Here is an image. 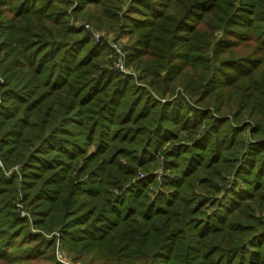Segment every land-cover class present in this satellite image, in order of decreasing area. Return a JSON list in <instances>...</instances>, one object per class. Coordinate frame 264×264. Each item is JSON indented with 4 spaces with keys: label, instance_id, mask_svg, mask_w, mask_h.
Listing matches in <instances>:
<instances>
[{
    "label": "trees",
    "instance_id": "16d2710c",
    "mask_svg": "<svg viewBox=\"0 0 264 264\" xmlns=\"http://www.w3.org/2000/svg\"><path fill=\"white\" fill-rule=\"evenodd\" d=\"M0 162L3 264H58L19 194L88 264H264V0H0Z\"/></svg>",
    "mask_w": 264,
    "mask_h": 264
},
{
    "label": "rangeland",
    "instance_id": "374dc122",
    "mask_svg": "<svg viewBox=\"0 0 264 264\" xmlns=\"http://www.w3.org/2000/svg\"><path fill=\"white\" fill-rule=\"evenodd\" d=\"M64 1H68V0H64ZM74 6L77 5V3L74 1ZM124 9L127 8V4L122 6ZM90 24L88 21H80L74 18L73 14L72 17L70 19V26L74 27L75 29H83L85 31H89V29L86 28V25ZM91 29L97 30L101 35H105L111 39H115L117 41H120L119 43H121L120 45L122 46V48L124 49L125 46H127L129 43V35L128 32H125L124 35H119L118 33L114 32V31H109V30H105V29H100L97 28L95 26H93L92 24H90ZM88 32V33H89ZM91 33V32H90ZM93 41V40H92ZM95 42V41H94ZM100 61L103 63V65L105 67H107L108 69H113V70H117L115 68V55L113 54L112 50L109 49V54L103 56L102 58H100ZM126 77H130L133 80V83L135 86L137 87H141V86H145L149 91H151V89L149 88L148 85H146L144 82L140 81V75H141V71L137 70L136 68H134L133 66H128L127 67V73H123ZM163 159V158H162ZM122 163L125 164V161L127 162V160L124 158V160H122ZM3 164V163H2ZM3 168L4 171L6 172V176H10L11 173H13V171H19L21 168V165L19 164H15L13 165L11 168H5L4 164H3ZM92 164L90 166V163H87L85 166V170L89 171L91 170ZM154 175L156 176V179L158 181V187H153L152 188V192L150 193L151 197H155L156 194H158L159 192H164L161 185H162V179L164 177H171L172 173L167 170L166 167L163 166V160H162V164H160V166L156 169L153 170L150 174H145L140 176V179H143L145 177H150V175ZM21 176V175H20ZM87 172H85V174L81 175L82 178H87ZM18 181H20V178L18 179ZM223 188V187H222ZM239 189L240 190H245L244 186L242 184H239ZM116 192V191H114ZM117 194V192H116ZM224 198L223 194H218V196L215 198L216 200H222ZM86 199V198H84ZM16 204L18 206V212H20V214L22 215V217H27L28 222L30 223V229L32 231V233H40L42 234L45 239L48 240H56V242L54 243V258L56 259V261L58 262V264H88L87 263V259L86 258H80V257H75V252L72 251L71 249L68 248V246L64 243L63 239H62V235L60 233V231L58 230V228H56L55 226H51V228H45V230H41V229H37L39 228L38 226L35 225L34 221V215L32 214V210L27 207L26 202H24L23 196L21 194H19L18 198L16 199ZM21 210V211H19ZM251 210L254 212L255 216L257 218H259V216L262 214L263 209L262 208H251ZM212 207H209V212H212ZM249 212V211H247ZM248 218L249 216H245V218L243 219V223H248ZM36 227V228H35ZM19 247V246H18ZM17 247V248H18ZM27 246H22V248L20 249V251L22 253H25L27 251L26 249ZM13 253V252H12ZM51 261V252L48 253H44L43 255H41V260L39 262L35 261V260H29L26 261L25 264H48ZM0 264H3L2 262H0Z\"/></svg>",
    "mask_w": 264,
    "mask_h": 264
},
{
    "label": "built area",
    "instance_id": "2783aa9c",
    "mask_svg": "<svg viewBox=\"0 0 264 264\" xmlns=\"http://www.w3.org/2000/svg\"><path fill=\"white\" fill-rule=\"evenodd\" d=\"M86 28L90 30L93 41L96 43L106 44L111 48L113 54L115 55V68L122 73H127L126 53L120 45V41L101 35L97 30L91 29L89 25H86ZM0 166L3 167L1 162Z\"/></svg>",
    "mask_w": 264,
    "mask_h": 264
}]
</instances>
